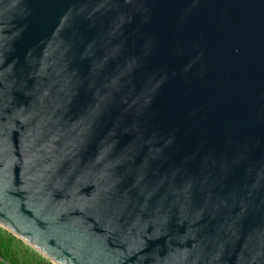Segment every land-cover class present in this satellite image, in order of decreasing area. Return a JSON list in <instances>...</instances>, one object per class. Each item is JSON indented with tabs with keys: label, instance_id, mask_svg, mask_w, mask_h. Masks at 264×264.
Segmentation results:
<instances>
[{
	"label": "water",
	"instance_id": "95a60500",
	"mask_svg": "<svg viewBox=\"0 0 264 264\" xmlns=\"http://www.w3.org/2000/svg\"><path fill=\"white\" fill-rule=\"evenodd\" d=\"M0 223L59 264H264V0H0Z\"/></svg>",
	"mask_w": 264,
	"mask_h": 264
},
{
	"label": "rangeland",
	"instance_id": "374dc122",
	"mask_svg": "<svg viewBox=\"0 0 264 264\" xmlns=\"http://www.w3.org/2000/svg\"><path fill=\"white\" fill-rule=\"evenodd\" d=\"M0 264H54L20 238L0 226Z\"/></svg>",
	"mask_w": 264,
	"mask_h": 264
},
{
	"label": "bare ground",
	"instance_id": "6f19581e",
	"mask_svg": "<svg viewBox=\"0 0 264 264\" xmlns=\"http://www.w3.org/2000/svg\"><path fill=\"white\" fill-rule=\"evenodd\" d=\"M0 226L2 228H5L6 230H8L9 232L11 231V233L13 235H15L16 237L20 238L21 240H23L25 243H27L29 246H31L33 249H35L36 251H38L39 253H41L43 256H45L47 259L51 260L52 263L54 264H59L58 262H56L55 259H52L51 257H49L48 255H46L43 251H41L40 249L36 248L33 244H30L24 237H22L19 233L14 232V230L9 229L8 227L4 226L3 224L0 223Z\"/></svg>",
	"mask_w": 264,
	"mask_h": 264
}]
</instances>
